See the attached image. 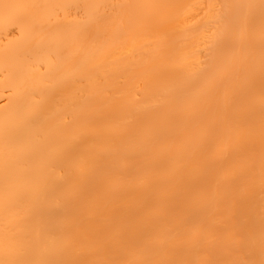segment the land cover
<instances>
[{"label": "bare ground", "instance_id": "6f19581e", "mask_svg": "<svg viewBox=\"0 0 264 264\" xmlns=\"http://www.w3.org/2000/svg\"><path fill=\"white\" fill-rule=\"evenodd\" d=\"M0 264H264V0H0Z\"/></svg>", "mask_w": 264, "mask_h": 264}]
</instances>
